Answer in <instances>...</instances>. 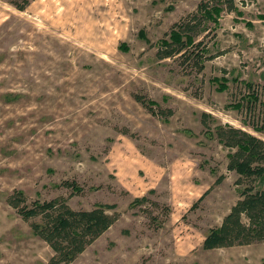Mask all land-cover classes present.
I'll use <instances>...</instances> for the list:
<instances>
[{
	"label": "rangeland",
	"instance_id": "obj_1",
	"mask_svg": "<svg viewBox=\"0 0 264 264\" xmlns=\"http://www.w3.org/2000/svg\"><path fill=\"white\" fill-rule=\"evenodd\" d=\"M200 1L0 0V264L53 254L7 202L14 190L73 209L115 205V222L69 264H264L262 241L201 247L238 198L211 132L228 124L264 141L251 127L261 107L249 115L243 98L249 82L264 101V0H233L239 14L222 0L217 24L197 25L190 49L213 56L202 70L159 59L157 41Z\"/></svg>",
	"mask_w": 264,
	"mask_h": 264
},
{
	"label": "trees",
	"instance_id": "obj_2",
	"mask_svg": "<svg viewBox=\"0 0 264 264\" xmlns=\"http://www.w3.org/2000/svg\"><path fill=\"white\" fill-rule=\"evenodd\" d=\"M229 11L238 12L233 0H224ZM212 2V3H211ZM22 8V7H21ZM224 9L222 0L200 1L197 13H191L174 22L165 36L157 41L156 56L159 59L174 58L188 61L191 59L193 66L202 70L204 61L211 59L212 55H205L208 51L194 44L193 35L196 27L203 19L218 23V17ZM264 17V15H263ZM196 20V21H192ZM193 22V23H192ZM197 34V33H196ZM127 49L125 43L120 48ZM218 91L227 88L225 78H214ZM248 92L244 95L247 103L246 113L249 115L259 103L260 114H253L251 127L255 132L264 133V101L259 100L257 93L251 89L249 82H244ZM150 113L168 116L171 109H161L150 100L135 95ZM157 106L158 110H154ZM241 108L242 103L233 105ZM202 123L206 125L209 118L206 113L202 115ZM219 142L228 148L227 169L236 173L235 185L238 187V198L231 205L229 211L223 216L219 225L210 227L204 234L201 247L205 250L247 245L253 242H264V141L259 137L232 125H217L211 132ZM222 177H218L219 183ZM62 185L77 194L81 188L75 181L64 180ZM207 189L199 198L201 201L208 193ZM146 196L137 197L135 203L142 204L147 201ZM7 202L17 210L21 218L29 223L31 231L51 248L53 254L42 264H69L77 255L105 232L117 219V213H108L115 205L96 204L90 209H73L64 197L57 196L49 200H32L27 202L21 190H14L7 197ZM196 203L193 206H196Z\"/></svg>",
	"mask_w": 264,
	"mask_h": 264
}]
</instances>
